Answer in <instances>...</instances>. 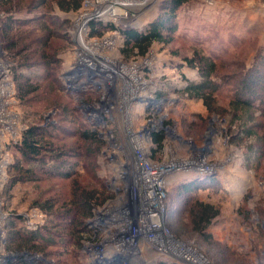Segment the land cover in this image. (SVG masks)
I'll use <instances>...</instances> for the list:
<instances>
[{
	"label": "rangeland",
	"instance_id": "374dc122",
	"mask_svg": "<svg viewBox=\"0 0 264 264\" xmlns=\"http://www.w3.org/2000/svg\"><path fill=\"white\" fill-rule=\"evenodd\" d=\"M48 1L50 6L42 4L43 0H12L16 9L10 11L0 6L4 23L17 22H9L12 29L7 33L0 22V50L5 55L6 49L9 55L4 59L12 65L9 74L16 93L6 100L10 115H15L7 122L16 123L17 132L11 136L4 130L0 136L1 263L88 264L83 241L90 233L80 229L99 210L120 203L110 186L120 172L119 161L131 158L124 119L114 109L118 121L109 122L106 118L105 125L93 126L83 103L93 98L101 100L104 91L68 92L64 81L82 53L78 31L85 20L81 16L90 12L96 15V7L100 6L102 12L114 7L130 16L129 21L118 20L115 26V19L107 15L112 22L92 21L84 33L86 42L102 58L131 69L115 85L123 89L139 77L143 85L138 96L166 99L163 111L154 117L139 108L141 102L133 103L132 129L137 133L145 127L151 129L144 141L148 159L161 164L201 158L219 172L217 176L184 172L199 177L190 182L186 175L168 183L167 229L195 247L209 264H264V101L259 107V95L264 96V0H189L177 11L175 31L167 36L170 42H156L146 57L135 55L130 59L122 54L121 31L145 30L166 14L164 9L170 0H84L82 6L91 7L68 13L60 9L57 0ZM49 33L53 36L47 38ZM8 37L18 42L16 49L6 48ZM111 39L114 46H107ZM42 52L57 59V82L46 78L48 68L39 57ZM24 57L33 61L22 66ZM145 63L150 64L149 68L136 69ZM255 72L263 78L258 77L261 80L255 88L257 95L253 96L239 83L246 82ZM25 77L39 89L28 100L21 99L19 91V83ZM204 83L209 85L204 93L213 95L216 112L205 104L202 92L193 91ZM237 99L249 101L256 108L238 105ZM160 119L164 140L157 147L152 141L154 126L149 121L157 123ZM51 124L56 127L51 128ZM32 128L47 131L44 138L51 137L53 153L38 159L24 157L20 147L25 133ZM84 131L97 133L99 139L82 140L79 133ZM109 131L125 149L124 157L117 161L109 157ZM65 172H70L69 178L56 174ZM212 180L213 184L208 185ZM93 192L96 196L92 206H77L76 194ZM49 205L53 207L51 215L41 210ZM206 209L217 216L201 232L196 229L195 220ZM72 210L78 221L74 224L69 223ZM12 232H21L23 238L12 240ZM33 237L37 239L34 244L45 247L46 253L25 245L17 249ZM142 247L143 263H163L165 257L147 244ZM28 252L34 258L30 262L25 258L6 259L11 254ZM165 262L171 264L170 260Z\"/></svg>",
	"mask_w": 264,
	"mask_h": 264
},
{
	"label": "built area",
	"instance_id": "2783aa9c",
	"mask_svg": "<svg viewBox=\"0 0 264 264\" xmlns=\"http://www.w3.org/2000/svg\"><path fill=\"white\" fill-rule=\"evenodd\" d=\"M89 5L91 7V4H84L82 9L89 8ZM106 9L108 10L102 12V7L98 6L96 10L99 13L96 15L90 12L84 17L81 16L85 20L84 24L79 26L80 31H78L80 34L78 36H84L81 42L79 40L82 53L78 54L76 62L66 73L64 81L68 92L88 91L90 93L97 91L100 93L101 90L104 91L101 100L96 101L93 98L83 103L85 115L93 126H100L106 124V118L109 122L118 121L114 115L116 114L114 109H118L124 119L126 144L131 158L126 157L124 161H119L121 163L120 172L110 186L112 193L117 196L120 203L108 208L104 207L87 222L90 235L88 234L83 241V254L88 259V264H146L142 262L145 259L142 244H147L148 248L157 252L161 257H165L163 263H167L165 260H170L181 264H209L195 247L177 239L167 229L168 178L189 171L207 176L217 175L219 172L214 167L207 165L201 158L198 160L174 159L169 163L161 164L152 163L148 159L144 141L151 129L148 130L145 127L138 133L132 129L130 114L133 103L141 102L139 108L154 117V114L163 111L166 99L138 96L141 93L140 86L143 85L139 82V77H134V83L125 84L123 89L118 84L115 85L116 80L127 77L131 73V69L121 63L107 61L94 50L92 45L90 46L86 42L84 33L88 31V25L92 21H96V23L112 22L107 17L109 15L115 19L112 24L117 26L115 23L120 19L115 17L114 11L118 10H115L114 7L113 10ZM106 44L114 46L112 39ZM98 47L100 46L98 45ZM4 58L5 55L0 50V136L4 130L14 136L17 133L16 123L7 121H12L15 115H10V103L6 100L14 98L16 93L9 74L12 65ZM149 65V63H145L136 69L143 71L149 68ZM125 71L127 74L123 73ZM134 75L137 76V73ZM122 91L124 92L121 93ZM149 123L154 126L152 128L154 132L164 129L162 119L157 123L150 120ZM108 137L111 144L109 153L111 160L117 161L118 157L123 158L125 155L123 144L115 142L111 131H109ZM37 214H39L38 211ZM11 255L6 259L25 258V261L29 262L34 259L29 253ZM0 264L6 263L0 261Z\"/></svg>",
	"mask_w": 264,
	"mask_h": 264
},
{
	"label": "trees",
	"instance_id": "16d2710c",
	"mask_svg": "<svg viewBox=\"0 0 264 264\" xmlns=\"http://www.w3.org/2000/svg\"><path fill=\"white\" fill-rule=\"evenodd\" d=\"M83 2H84V0H57V4L59 5L60 9L64 12H67V13L73 12V11L77 12V11L81 10L83 7L82 6ZM187 2H189V0H170L168 2V5L164 9V10H166V14L163 17H160L158 20H156L152 24H150L143 31H138L134 28L122 30L121 34H122L123 39H124V41H123L124 47L122 49V54L124 55V57L126 59H130L132 56L138 55L141 58H144L147 56V54L149 53V51L152 48L154 43L159 42V43L168 44L170 42V40H169L170 38L167 39V36L170 37L171 34L175 31L173 21L176 19L177 11L182 6H184ZM35 3H36V1H35ZM36 4H38V3H36ZM42 4H44L45 6H50L49 1L46 2V0H43ZM0 6H2L4 9L9 10V11L15 8L13 6L12 0H0ZM31 10H33V9H31ZM8 13H10V12H8ZM42 18H43V16L40 17V19H42ZM3 20H4L3 18H0V22L2 24L1 28H4L5 33H7L9 31H11V29H12L11 25H12L13 21L10 20V21H12L11 23H9L10 21H8V22L5 21L7 23H4ZM13 23H17V22L14 21ZM27 23L28 22H26V24ZM23 24H21V25L23 26ZM98 28H101V27L98 26ZM51 36H53V33L47 34V38H50ZM46 43H47V41L45 42V44ZM5 45H6V48H9L10 50H14L17 48L18 42L16 40L8 37V40L6 41ZM3 49H5V46L3 47ZM5 50H4L5 55L9 56ZM22 50L26 51L27 49H22ZM44 52H46V50H44ZM44 52H42V54H40L39 57H40V63L43 62L46 65V67L48 68V70L46 72L47 73L46 78L47 79H53V81L57 82L58 80H57V74H56L57 73L56 72V70H57L56 65H57L58 61L55 57L51 58V57L45 55ZM31 61H33V58L24 57L23 62H22V66L23 65L24 66L29 65V62H31ZM212 68H214V67H212ZM205 70H207V69H205ZM202 74H205V72ZM258 77L263 78V76H261V74H259L258 72H255L254 74H250L249 79H247L246 82H240L239 85L241 84L240 87L243 90L245 89V91H248L253 96H256L257 91L255 90V88H256V85H258L259 81L261 80V79L259 80ZM29 81H30V79L28 77H25L19 83V91H20L21 99L28 100V98H30L31 96L36 94V92L39 91L38 88H35V87H33V85H30ZM216 86L219 87L218 84H216ZM206 88H209V85L207 83H204L200 86H197L195 89H193V91L197 90V92H200V93L202 92V98L205 99V104L209 107L211 112H216V108L213 107L214 105L212 102L213 95L204 93V90ZM262 96L263 95H259V97L261 98L259 107L262 106L263 101H264V96L263 97ZM236 102L238 103V105H245V106L256 108L254 106V104L252 105L249 101L237 99ZM65 109L67 112L70 111V109H67V108H65ZM50 127L54 128V127H56V124H51ZM47 134H48L47 131L42 130V129H36V128H32L29 131H27L24 135L22 146L20 147V151L22 152L24 157L29 158V159H38V158H43L44 156L53 153L55 151V146L51 141V137L49 138V140H46L44 138V135H47ZM79 137L82 140L89 141V142H94V141H97L99 139L98 134L93 132V131L80 132ZM163 140H164V135L162 134V132L153 133L152 141L157 147H161ZM263 153H264V151L262 152V154ZM58 155L63 156L64 153H60ZM71 155L75 156V154H71ZM59 157H61V156H59ZM56 174H58L57 176H59L61 178H69L70 177V172L69 173L65 172V173H61V174L56 173ZM54 176H56V175L54 174ZM215 176H217V175H215ZM213 182H214V180H212L210 182V184H213ZM95 196L96 195L94 192L88 193V194L87 193L76 194L77 206H84L85 208L92 206L93 201L95 199ZM41 208H42L41 210L43 212L47 213L48 215L53 214L52 210H51L53 208L52 205H49L48 207L42 206ZM73 212H74V210H72L68 215L69 216V223H72V224L78 222V221H76L77 217H75L73 215ZM216 216H217V214L210 212V209L203 210L202 213L198 214L196 217V220H195L196 229L201 231V232L204 231L205 228L208 227V225H210L212 219ZM47 230H50V229L47 228ZM40 231H42V230H40ZM80 231L89 233V229L87 227V224H84V226H82ZM34 236H36V235H34ZM10 238H12V240H19L23 237H22L21 232H12ZM35 240H37L36 237L29 238L28 240H24V243L21 244L17 249L18 250L22 249V247L25 245L24 247H27L29 249L36 250V251H39L42 253H46L45 247L41 248V247L37 246L36 244H34ZM28 253H30V252H28ZM161 264H168V263H161ZM171 264H181V263L171 262Z\"/></svg>",
	"mask_w": 264,
	"mask_h": 264
},
{
	"label": "crops",
	"instance_id": "0c3cea01",
	"mask_svg": "<svg viewBox=\"0 0 264 264\" xmlns=\"http://www.w3.org/2000/svg\"><path fill=\"white\" fill-rule=\"evenodd\" d=\"M219 174V173H218ZM217 174V175H218ZM187 175V177H188V181H192V180H196L197 179V177H199V175H195V178H193L191 175H193V173H180V174H176V175H172V176H170L169 178H168V183L170 182V181H172V179H174V178H178V177H181V176H186ZM176 176V177H175ZM191 178V179H190ZM210 183H208V185H209ZM263 227H264V225H263Z\"/></svg>",
	"mask_w": 264,
	"mask_h": 264
},
{
	"label": "bare ground",
	"instance_id": "6f19581e",
	"mask_svg": "<svg viewBox=\"0 0 264 264\" xmlns=\"http://www.w3.org/2000/svg\"><path fill=\"white\" fill-rule=\"evenodd\" d=\"M143 7V6H142ZM125 8H127L126 6H125ZM114 13H115V17H117V19H120V20H123V21H128V20H130V18H127V17H129L127 14L128 13H126V14H122V13H119L118 11L117 12H115L114 11ZM82 40L84 39V36L83 35H81V37H80ZM81 39H80V42H81ZM124 74H127V72L125 71V72H123ZM131 91H132V89H130Z\"/></svg>",
	"mask_w": 264,
	"mask_h": 264
}]
</instances>
